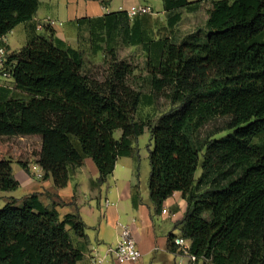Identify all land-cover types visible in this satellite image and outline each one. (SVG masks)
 I'll list each match as a JSON object with an SVG mask.
<instances>
[{"label": "trees", "instance_id": "trees-1", "mask_svg": "<svg viewBox=\"0 0 264 264\" xmlns=\"http://www.w3.org/2000/svg\"><path fill=\"white\" fill-rule=\"evenodd\" d=\"M205 1L161 0L166 26L174 28L181 11L195 12ZM38 5L0 0V39L19 24L26 36L7 56L13 89L0 97V137L39 136L36 163L57 188L87 158L98 173L93 185L100 186L146 129L153 143L149 201L160 210L180 193L186 209L173 227L188 241L187 253L202 264H264V0H210L204 27L177 44L149 36L150 15L131 20L120 10L76 19L78 46L87 33L91 54L141 48L149 95L127 84L132 69L125 63L109 66L103 79L87 75L81 50L47 25L37 34ZM160 95L172 105L167 112L153 122L134 118L140 104L150 106ZM18 187L11 161L1 159L0 192ZM62 205H44L36 193L9 198L0 209V264L80 261L86 225L77 210L60 217ZM174 238L167 237L171 253L181 250Z\"/></svg>", "mask_w": 264, "mask_h": 264}, {"label": "crops", "instance_id": "crops-1", "mask_svg": "<svg viewBox=\"0 0 264 264\" xmlns=\"http://www.w3.org/2000/svg\"><path fill=\"white\" fill-rule=\"evenodd\" d=\"M139 1L111 0L109 4L102 6L94 0L90 2L84 0H38L40 12L37 9L33 22L36 23V28L41 27L36 30L37 34H41L43 32V22L54 18L55 23L51 27L49 26L54 35L66 43L68 35L72 34L74 41H77L76 19L100 17L110 13V5L113 2L118 5L116 11H127L129 7L134 5L150 6L149 4L139 3ZM187 1L194 2L196 0ZM207 1L210 3V0ZM209 8L207 6V10ZM151 9L153 10L152 7ZM161 15H164L162 4L150 16L155 19ZM17 27H19V30L15 33ZM14 35L17 37L19 44L15 48L10 46L9 41V37L14 38ZM25 41V25L19 24L0 39V47L6 48L10 55L21 49ZM76 47L72 48L75 49ZM12 89V79H4L0 76V97ZM23 137L34 139L38 144L36 152L28 156L29 162H25L27 171L23 170L17 163L13 165L14 163L10 159L4 157V159L11 161L12 174L19 182L18 188L25 187L27 192L26 195L20 198H10L19 200L31 193H36L44 205L61 201L64 205L56 207L60 217L68 213H74L77 210L86 225L85 234L88 243L83 258L76 264H88V256L93 251L101 256L102 264H112V260L106 255L105 249L107 246H114L118 242L121 231L119 225L130 227L136 247L143 257H148V264H202L201 262L191 261L189 254L182 251V248L177 253L166 250L169 234H172L175 238L180 237L179 231L174 229L173 226L175 222L182 218L186 203L179 192H174L163 201L161 209L157 210L147 197H145V201L140 197L137 178L138 168L135 165L138 150L133 143L132 155L117 158L112 173L102 185H93L98 173L93 162L87 158L82 166L70 171L66 185L57 188L50 177L43 178V171L36 163L41 138L39 136ZM37 174H40L41 177L37 178ZM105 201H108L109 204L105 205ZM162 210L165 213H162Z\"/></svg>", "mask_w": 264, "mask_h": 264}, {"label": "rangeland", "instance_id": "rangeland-1", "mask_svg": "<svg viewBox=\"0 0 264 264\" xmlns=\"http://www.w3.org/2000/svg\"><path fill=\"white\" fill-rule=\"evenodd\" d=\"M84 1L90 2L93 0ZM139 3L149 4L153 8V10L151 9L152 14L156 11L157 7H160V5L162 4L161 0H140ZM207 6L210 7V3L208 1H205L200 5L199 10L195 12L181 11V21L172 29H169L166 26L165 15H161L159 17H156L155 19L150 16L149 36L153 39L169 37L171 38V41L173 43H179L189 33L197 29H202L204 27ZM117 8L118 5L114 2L110 5L111 12H115ZM38 11L40 12V8L38 9ZM47 20L43 22V25L51 27L55 23V20H53V24H46ZM18 30L19 27L15 29V33H17ZM9 38L10 46L13 48L18 47L17 45L19 44L17 42V37L14 35V38L12 36H10ZM86 39L87 33L82 32L81 40L78 46L77 41H74V36L70 34L67 37L66 43L70 47H76L77 45L76 48L82 51L84 62L83 71L87 75L95 77L97 79H103V77L108 73V70H110L109 66H112L116 63H125L128 64L132 69V73L126 78L127 84L134 90L139 91L142 95L150 94V86L148 79L149 76L145 68L146 55L139 46H118L113 50L106 49L103 52H99L95 55L91 54L88 50V44L86 43ZM171 107L172 105L170 104V102L163 95H160L153 100V103L150 106L140 104L134 114V118L136 120H150L153 122L162 113L167 112ZM209 124L210 123H208L204 129H202V137H204L206 131L209 129ZM225 134L226 133L223 132L217 135L216 137L224 136ZM119 135L120 131L114 132L115 138H118ZM37 144L38 143L36 140L29 139L27 137H0V160L4 159V157H7L12 161V163H14L13 165H15L16 163L19 165L25 164V162H29L28 156L36 152ZM133 144L134 147L138 150V157L136 158L135 162V165L138 168V192L140 197L145 201V197L149 199L147 187L150 172L148 151L152 149L153 146L149 131L145 129L142 135H140L137 139L133 140ZM195 175L196 177H198L199 170H197ZM26 193L27 192L25 187H20L10 192H0V209L10 197L20 198L26 195ZM147 258V256H142L139 261L133 264H148ZM111 263L115 264L113 260L111 261Z\"/></svg>", "mask_w": 264, "mask_h": 264}, {"label": "built area", "instance_id": "built-area-1", "mask_svg": "<svg viewBox=\"0 0 264 264\" xmlns=\"http://www.w3.org/2000/svg\"><path fill=\"white\" fill-rule=\"evenodd\" d=\"M129 19H133L137 16L142 15H151L152 10L149 6L146 5H134L129 7L126 11ZM53 20H47L46 24H53ZM38 26L36 29H40ZM8 52L5 48L0 47V76L4 79H11L9 70L6 68ZM37 178H40L41 175L37 174ZM109 202L105 201V205H108ZM162 213H165L162 210ZM120 226V235L119 240L114 246H107L105 249L106 255H108L115 264H133L139 261L142 258V253L136 247L135 241L131 235L130 227L128 225H119ZM174 244L182 248V251L187 252L188 241L177 237L174 239ZM191 261H195V257L189 255ZM88 264H102L101 256L93 251L88 256Z\"/></svg>", "mask_w": 264, "mask_h": 264}]
</instances>
